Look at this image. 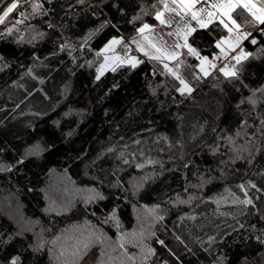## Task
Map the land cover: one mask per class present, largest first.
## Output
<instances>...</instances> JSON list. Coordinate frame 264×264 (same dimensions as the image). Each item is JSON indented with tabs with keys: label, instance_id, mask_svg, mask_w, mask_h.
I'll return each instance as SVG.
<instances>
[{
	"label": "trees",
	"instance_id": "16d2710c",
	"mask_svg": "<svg viewBox=\"0 0 264 264\" xmlns=\"http://www.w3.org/2000/svg\"><path fill=\"white\" fill-rule=\"evenodd\" d=\"M164 3L26 0L0 23V264H264L253 11L233 10L249 33L235 76L200 71L229 32L216 20L188 38L199 58L98 77L104 46L157 26Z\"/></svg>",
	"mask_w": 264,
	"mask_h": 264
},
{
	"label": "crops",
	"instance_id": "0c3cea01",
	"mask_svg": "<svg viewBox=\"0 0 264 264\" xmlns=\"http://www.w3.org/2000/svg\"><path fill=\"white\" fill-rule=\"evenodd\" d=\"M13 3L20 2L19 0H0V16H3V14L8 10L9 7H11ZM252 3L255 4L256 7L252 8L251 10L255 12L257 16L264 15V13L260 11L261 9H264V0H252ZM211 4H216L217 8H211ZM167 5L169 8H173L176 10L175 12H168L165 9L162 10V12H164V19L167 21V24H161L159 21V24L157 26L149 25V29H146L143 33H140V35L130 40H127L123 36H120L125 39V43L129 47V50L126 49V51H134V53H138V58H136L138 60L137 64L143 62L145 59H156L155 57H159V59L163 61L175 60L164 58L161 55V52L157 51V48L154 46L153 42L157 43L162 51H164L168 55H170L172 52L179 53L180 55L182 51L181 49L184 48V37L187 36L188 42V38L193 32L191 31V28H195L197 30V28L201 27L198 23L199 20H202L200 17L204 18V23L209 25L211 23L209 21H211L212 19H214L212 20V22L216 21L217 19L229 20L226 15H223V13L225 12H230V15L233 16V10H230L228 7H226L227 0H199V2L196 3L195 6L191 9L192 12H196L198 14L196 20L191 18L188 9L184 5L180 4L179 0H177V3H173V0H167ZM201 9H203L204 11H201ZM199 10L200 12H198ZM177 12H179V15L176 14ZM207 12H212L213 16L208 17ZM163 28L173 31V33L176 35V44H172ZM229 34L230 32H228V34L226 35L228 37H223L219 42L221 43L223 41V43H221L220 49L224 50L225 52H231L239 47L238 42L237 44H234L230 39H228ZM243 38H245L244 35L241 36V39ZM175 45H180V47L177 48L175 47ZM145 53H147V55ZM227 56L229 55L227 54ZM202 58L199 65L200 71L201 67H203L208 74L202 75L209 76L213 72V64H211V62H209L208 60L203 61Z\"/></svg>",
	"mask_w": 264,
	"mask_h": 264
},
{
	"label": "rangeland",
	"instance_id": "374dc122",
	"mask_svg": "<svg viewBox=\"0 0 264 264\" xmlns=\"http://www.w3.org/2000/svg\"><path fill=\"white\" fill-rule=\"evenodd\" d=\"M200 12V10L198 11ZM202 20H204V18L200 17ZM232 20L236 21V24H238L237 20L231 16ZM214 20V19H212ZM211 20V22H212ZM217 20H221V19H217ZM225 21V23H227L229 25L230 28H232V31L229 34V38L231 40L232 43L234 44H239V47L231 52H225L224 50H221L220 56L219 57H226L227 54L232 56L233 59V63L229 64H222L219 65L218 62L214 61L212 58H208L207 60L209 62H211V64H213L214 66L212 67V70H214V68L218 67V69H220L222 72H237L236 70V64H237V59L240 61L242 60L245 56H246V52L242 47V44L244 42V40L249 36V33L245 30H241L240 25L239 28H236L235 25H233L231 23V20H227V19H223ZM164 29V28H163ZM165 33L167 34L168 38L170 39V41L172 42V44H176V35L173 33V31H170V29H164ZM169 33H172V35H169ZM245 36V38L241 39V36ZM228 37V36H226ZM113 40L119 41V43L116 44H112L111 42ZM125 43V39H123L120 36H115L114 38H112L102 49V53L104 55V60L103 62L100 64L99 68H98V77L102 76L104 73H106L108 70L113 69L114 67H116L119 64H130V65H136L138 60L136 58H138V53H134L132 51H126L125 49H122L121 46ZM188 43V42H187ZM154 46L157 49H160L159 52H161V55L164 58H168L169 55L167 53H165L164 51H162V49L160 48L159 45H157V43H154ZM182 50V49H181ZM172 70V69H171ZM202 74H204L202 72ZM187 84V83H186ZM188 86L190 88H192L189 84ZM184 85L182 84L183 88ZM187 91H184L183 93H185Z\"/></svg>",
	"mask_w": 264,
	"mask_h": 264
},
{
	"label": "snow or ice",
	"instance_id": "6c2138e0",
	"mask_svg": "<svg viewBox=\"0 0 264 264\" xmlns=\"http://www.w3.org/2000/svg\"><path fill=\"white\" fill-rule=\"evenodd\" d=\"M180 4L184 5L187 9H188V12L190 13L191 15V18L196 20L197 19V13L196 12H192L191 9L195 6L196 3L199 2V0H179ZM173 3H177V0H173ZM17 3H13L11 5V7L8 8L7 12H5L3 14V16H0V23H3L4 22V17H6L9 13H11L16 7H17ZM224 6V5H222ZM211 8L215 9L217 8V5L216 4H211L210 5ZM226 7H228L230 10H235V8L237 7H243L245 9H248L250 12H251V9L256 7L255 4L252 3V0H227V5ZM164 9L168 12H175L176 10L173 9V8H169L167 3H164ZM201 11H204L203 9H201ZM262 13H264V9H261L260 10ZM177 15H179V12L176 13ZM223 15H226L228 17L229 20H231V23L233 25H235L236 28H239V25L236 24V21L235 20H232L231 19V15H230V12H225L223 13ZM252 15L255 17V19H257L261 24H264V15H260V16H257L255 12H252ZM207 16L208 17H212L213 16V13L212 12H207ZM156 19L158 21H160L161 24H167V21L164 19V12H159L157 13L156 15ZM211 22V21H209ZM199 25L201 27H207V24L204 23L203 20H199L198 21ZM220 24L223 25L224 28L228 29L229 32L232 31V28L229 27V25L227 23H225V21L223 19L220 20ZM170 26V25H169ZM190 27V26H189ZM146 29H149V25L145 24L143 25L142 28L139 29V31L141 33H143ZM9 31H11V29H9ZM191 31H195V28H191ZM190 34V33H189ZM169 35H172V33H169ZM184 45L183 47L187 48L188 50V53L189 54H192V55H196L198 58H199V54L196 52V50L194 48H192L188 43H187V36L184 37ZM253 43H255V41L253 40L252 41ZM112 44H116V43H119V41H116V40H113L111 42ZM223 43V41L221 42ZM221 43H218L217 44V47H220L221 46ZM175 47L179 48L180 45H175ZM157 51H160V49H157ZM147 55V53H145ZM179 53H176V52H172L170 55H169V59H176L178 57ZM156 59H159V57H155ZM203 61H207V57H204L202 58ZM237 63H239V60L237 59ZM214 66V65H212ZM165 68H168V65L165 64L164 65ZM170 72H172V75L175 76L178 80H180V83L184 85V87L182 89H179L181 91V93H183L184 91H188V92H191V88L188 86V84H186L184 82L183 79H181L176 72L172 71L171 69H169ZM201 71L204 72L205 75H207V71L201 67ZM225 75H231V76H235L236 73L235 72H225ZM243 187V186H241ZM245 203H249L251 204L252 201L251 200H247L245 201ZM12 264H16V261L13 260L12 261Z\"/></svg>",
	"mask_w": 264,
	"mask_h": 264
},
{
	"label": "built area",
	"instance_id": "2783aa9c",
	"mask_svg": "<svg viewBox=\"0 0 264 264\" xmlns=\"http://www.w3.org/2000/svg\"><path fill=\"white\" fill-rule=\"evenodd\" d=\"M26 0H19V2L22 4V3H24ZM218 64L219 65H222V64H227V63H229V64H231V63H233V59H232V56L231 55H229V56H226V57H219V59H218Z\"/></svg>",
	"mask_w": 264,
	"mask_h": 264
}]
</instances>
